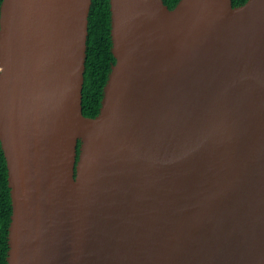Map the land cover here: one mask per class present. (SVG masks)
<instances>
[{
  "label": "water",
  "instance_id": "obj_1",
  "mask_svg": "<svg viewBox=\"0 0 264 264\" xmlns=\"http://www.w3.org/2000/svg\"><path fill=\"white\" fill-rule=\"evenodd\" d=\"M91 6L0 5L7 264H264V0H110L94 117Z\"/></svg>",
  "mask_w": 264,
  "mask_h": 264
},
{
  "label": "trees",
  "instance_id": "obj_2",
  "mask_svg": "<svg viewBox=\"0 0 264 264\" xmlns=\"http://www.w3.org/2000/svg\"><path fill=\"white\" fill-rule=\"evenodd\" d=\"M179 1L164 0L170 9L174 8ZM246 1L233 0V5L238 6ZM1 2L2 0H0V5ZM88 31L82 106L85 116L94 117L99 113L103 88L107 82L111 66L115 63V57L111 51L110 0H92ZM11 213L8 171L0 143V264H7V235Z\"/></svg>",
  "mask_w": 264,
  "mask_h": 264
}]
</instances>
